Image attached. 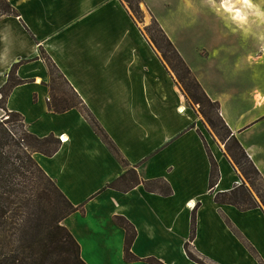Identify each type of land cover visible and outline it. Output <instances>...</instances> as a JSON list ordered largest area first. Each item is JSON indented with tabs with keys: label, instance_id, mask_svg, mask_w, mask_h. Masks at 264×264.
I'll return each instance as SVG.
<instances>
[{
	"label": "crops",
	"instance_id": "0c3cea01",
	"mask_svg": "<svg viewBox=\"0 0 264 264\" xmlns=\"http://www.w3.org/2000/svg\"><path fill=\"white\" fill-rule=\"evenodd\" d=\"M8 2L19 16L0 19V90L17 65L14 76L23 84L11 90L7 111L21 115L30 134L41 139L53 135L60 143L52 157L35 153L33 158L72 205L82 207L63 226L79 244L83 262L198 264L190 253L204 264H264V210L240 211L215 201L217 194L245 180L143 35L152 20L147 2L143 0L148 15L143 24L134 22L121 0ZM236 4L233 9L244 21L245 9ZM234 14L228 15L236 19ZM41 50L116 152L81 110L50 111V78ZM178 52L207 96L219 104L221 117L264 179V97L247 107L240 96L245 88L235 93L232 82L219 81L227 74L218 72L216 79ZM211 157L219 176L213 190ZM129 170L136 172L138 186L108 188ZM152 181L166 183L171 195L148 190L144 183ZM115 217L134 227L131 253L141 261H125L126 232Z\"/></svg>",
	"mask_w": 264,
	"mask_h": 264
},
{
	"label": "trees",
	"instance_id": "16d2710c",
	"mask_svg": "<svg viewBox=\"0 0 264 264\" xmlns=\"http://www.w3.org/2000/svg\"><path fill=\"white\" fill-rule=\"evenodd\" d=\"M121 2L127 7L134 22L143 24V0ZM148 12L152 20L145 27L146 34L143 31V35L159 53L165 66L171 70L187 100L198 106L199 114L225 145L227 155L245 180V183L233 190L217 194L215 201L235 206L240 211L256 208L264 210L262 175L221 117L219 104L207 96L173 42L152 13L149 10ZM11 16L19 15L8 0H0V19ZM39 57L46 63L49 72L50 111L61 114L71 109L81 110L103 142L111 151L116 152L109 137L47 54L41 50ZM16 69L17 65L11 70L7 84L0 90V101L4 108L11 90L23 84L14 76ZM55 79L63 81L70 94L57 89ZM12 124L14 127L16 124L18 126L13 129ZM59 148L60 143L53 135L41 139L30 134L25 128L23 118L17 113H10L6 121L0 119V264H85L79 244L63 226V221L82 210V207L73 206L33 158L35 153L52 157ZM218 177L217 164L211 157L210 190L216 186ZM139 184L136 172L129 170L108 188L128 191ZM144 185L150 191L171 195L170 187L162 181H152ZM195 221L194 215L190 242H193L195 234ZM114 223L126 232L125 261H141L131 253L136 237L134 227L122 217H115ZM189 257L198 264H204L190 253ZM146 262L162 264L155 259H147Z\"/></svg>",
	"mask_w": 264,
	"mask_h": 264
},
{
	"label": "rangeland",
	"instance_id": "374dc122",
	"mask_svg": "<svg viewBox=\"0 0 264 264\" xmlns=\"http://www.w3.org/2000/svg\"><path fill=\"white\" fill-rule=\"evenodd\" d=\"M145 1L149 11L161 24L175 47L182 53L188 54L194 64L203 66L205 71L213 74L216 79L218 72L227 74L224 78L219 76V81L232 82L237 90L235 93L245 88L246 91L240 96L245 97L247 107H250V103L253 105L255 101L262 100L264 97V0H251L254 9L246 7L243 2L235 5L245 9L243 12L247 17L244 21L233 19L228 15L231 11L220 8L221 3L227 4L229 1ZM252 4L249 2L246 5ZM147 16L144 12V18ZM55 85L57 89L70 94L63 81L55 79ZM194 107L198 109V106ZM4 116L8 120L10 113L0 101V117ZM17 124L15 127L18 126ZM11 126L15 128L13 124ZM212 133L224 145L213 131Z\"/></svg>",
	"mask_w": 264,
	"mask_h": 264
},
{
	"label": "bare ground",
	"instance_id": "6f19581e",
	"mask_svg": "<svg viewBox=\"0 0 264 264\" xmlns=\"http://www.w3.org/2000/svg\"><path fill=\"white\" fill-rule=\"evenodd\" d=\"M224 1H229V3H224L223 4V8L226 10V11H231V13H235V18L236 19H240V20H243L245 18V16L241 15L239 10L238 9H233L234 8V5H233V1L236 2L238 1L239 2H243L244 4H248L249 1L248 0H224Z\"/></svg>",
	"mask_w": 264,
	"mask_h": 264
},
{
	"label": "built area",
	"instance_id": "2783aa9c",
	"mask_svg": "<svg viewBox=\"0 0 264 264\" xmlns=\"http://www.w3.org/2000/svg\"><path fill=\"white\" fill-rule=\"evenodd\" d=\"M0 99H1V96H0ZM48 101L50 102V100H48ZM6 115H7V114H6ZM6 115H5V116H6ZM5 116H4V117H0V119H1V120H5V121H6V118H5Z\"/></svg>",
	"mask_w": 264,
	"mask_h": 264
}]
</instances>
